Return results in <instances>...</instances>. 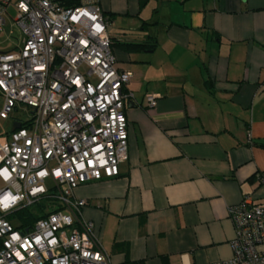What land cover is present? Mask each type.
Masks as SVG:
<instances>
[{
    "label": "crops",
    "instance_id": "1",
    "mask_svg": "<svg viewBox=\"0 0 264 264\" xmlns=\"http://www.w3.org/2000/svg\"><path fill=\"white\" fill-rule=\"evenodd\" d=\"M99 5L133 99L118 177L74 190L82 219L112 264L229 260L228 211L244 199L264 207V0Z\"/></svg>",
    "mask_w": 264,
    "mask_h": 264
},
{
    "label": "built area",
    "instance_id": "2",
    "mask_svg": "<svg viewBox=\"0 0 264 264\" xmlns=\"http://www.w3.org/2000/svg\"><path fill=\"white\" fill-rule=\"evenodd\" d=\"M9 7L21 38L0 53V120L31 113L0 142V264H112L74 190L118 177L132 74L116 68L99 0H0V34ZM157 99L145 96L146 111ZM43 198L53 211L30 230L6 220ZM228 214L232 256L214 264H264V207L244 199Z\"/></svg>",
    "mask_w": 264,
    "mask_h": 264
},
{
    "label": "trees",
    "instance_id": "3",
    "mask_svg": "<svg viewBox=\"0 0 264 264\" xmlns=\"http://www.w3.org/2000/svg\"><path fill=\"white\" fill-rule=\"evenodd\" d=\"M145 2H140V7L143 6ZM106 17V16H105ZM109 22L110 19L106 17ZM154 46L148 47L146 45H128L125 48L127 50L132 51H142L146 48H153ZM111 49H113V44L111 42ZM53 202L50 201L48 198H43L33 205L21 208L11 214H7L5 216L6 220L11 224H15V229L21 232H25L26 230H30L35 222L39 219L46 217L49 211H53Z\"/></svg>",
    "mask_w": 264,
    "mask_h": 264
},
{
    "label": "rangeland",
    "instance_id": "4",
    "mask_svg": "<svg viewBox=\"0 0 264 264\" xmlns=\"http://www.w3.org/2000/svg\"><path fill=\"white\" fill-rule=\"evenodd\" d=\"M8 18L6 21L5 29L2 34H0V53L8 52L16 47L17 41L21 38L19 30L15 27L13 20L15 19L17 12L14 8L9 7L7 10ZM1 105V98H0ZM31 111H17L12 112L10 119L0 120V142L5 141V134L11 132L13 127V119L21 120L26 122L30 119ZM4 188V184L0 181V190ZM15 226V224H12Z\"/></svg>",
    "mask_w": 264,
    "mask_h": 264
},
{
    "label": "water",
    "instance_id": "5",
    "mask_svg": "<svg viewBox=\"0 0 264 264\" xmlns=\"http://www.w3.org/2000/svg\"><path fill=\"white\" fill-rule=\"evenodd\" d=\"M18 128H19L18 124L13 125V129H18Z\"/></svg>",
    "mask_w": 264,
    "mask_h": 264
}]
</instances>
